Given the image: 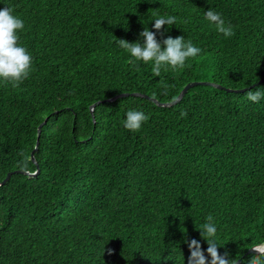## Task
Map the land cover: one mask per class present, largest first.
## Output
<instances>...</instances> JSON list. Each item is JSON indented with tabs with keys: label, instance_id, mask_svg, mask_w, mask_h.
I'll return each mask as SVG.
<instances>
[{
	"label": "trees",
	"instance_id": "1",
	"mask_svg": "<svg viewBox=\"0 0 264 264\" xmlns=\"http://www.w3.org/2000/svg\"><path fill=\"white\" fill-rule=\"evenodd\" d=\"M25 27L19 43L32 72L19 87L0 79V264H187L188 242H201L211 214L218 250L240 264L264 242V0H0ZM222 14L235 35L205 19ZM157 32L184 36L202 49L181 70L152 73L115 41ZM163 31V30H162ZM163 46V45H162ZM166 47V46H164ZM129 110L149 120L124 127ZM187 115L180 117V112ZM28 168L21 167L23 156ZM210 259V257H209Z\"/></svg>",
	"mask_w": 264,
	"mask_h": 264
},
{
	"label": "clouds",
	"instance_id": "2",
	"mask_svg": "<svg viewBox=\"0 0 264 264\" xmlns=\"http://www.w3.org/2000/svg\"><path fill=\"white\" fill-rule=\"evenodd\" d=\"M204 16L225 37L235 35L233 26L230 22L226 23L222 18V14L210 8L205 12ZM173 24H176L175 16L160 17L155 19L153 25L156 32L148 28L140 32V37L144 38L143 44L139 41L131 43L126 39H117L115 43L131 54L134 58L130 61L131 64L135 65L137 61H143L145 64L152 62V73L154 76H160L161 70L163 69L166 72L169 67L172 70H181L190 66L186 62L191 58H196L202 49L195 46L191 40L185 41L184 36L175 38L167 36L162 41L158 40L157 32H161V35H163V32L167 31V29H164V25L172 26ZM24 27V21L13 14L12 8L5 6L0 9V79L6 83H11L14 88L19 87L32 72V56L19 43L20 37L18 33ZM247 98L254 103H259L264 99V88L251 87L247 91ZM186 115L187 112H180L181 118ZM148 120L149 116L144 112L129 110L123 123L126 129L132 132H139L142 125ZM22 156L21 167L27 169L29 158L23 153ZM206 220L207 222L198 229L201 230V236L207 240L208 256L205 255L201 242L191 239L186 241L190 249L187 264H239L240 257L231 258L228 252L224 254L219 252L218 247L220 244L216 239L217 227L214 223V218L209 214ZM250 249L254 254L247 260V264H264V242L256 243Z\"/></svg>",
	"mask_w": 264,
	"mask_h": 264
},
{
	"label": "water",
	"instance_id": "3",
	"mask_svg": "<svg viewBox=\"0 0 264 264\" xmlns=\"http://www.w3.org/2000/svg\"><path fill=\"white\" fill-rule=\"evenodd\" d=\"M264 79H261V81H263ZM197 84H209V85H213V86H216L218 88H221V89H226L227 91H230V92H241V91H245L246 89L248 88H251L252 86H249V87H245V88H229V87H225L219 83H216V82H212V81H192V82H189L183 89L182 91L180 92V94L178 95L177 98H175L174 100L172 101H169V102H160L157 98H154L146 93H142V92H122V93H119V94H116L114 95L113 97H110V98H106V99H102V100H99L97 101L96 103L92 104L90 109L92 111V114H93V120L94 122L96 121L95 119V116H94V109L96 107L97 104L99 103H102V102H105V101H114L120 97H124V96H129V95H133V96H143V97H146V98H150L152 99L153 101H155L157 104L161 105V106H169V105H173V104H176L177 102H179L184 96L185 94L187 93V91L189 90L190 87L192 86H195ZM47 119L46 118L38 127V138H37V142H36V147L34 148V150L32 151L31 153V159L32 161L37 165V170L35 172H31L29 170H23V169H16V170H13V171H10L8 172L7 176L4 178V180H2L0 182V184H4L6 183L10 177L13 175V174H16V173H23V174H26V175H29V176H37L40 171H41V168L39 166V163L35 157V152L36 150H38V147H39V144H40V137H41V133H42V127L43 125L47 122ZM248 253H253L251 251V249L248 250ZM241 261V260H240ZM240 261H239V264H240Z\"/></svg>",
	"mask_w": 264,
	"mask_h": 264
}]
</instances>
